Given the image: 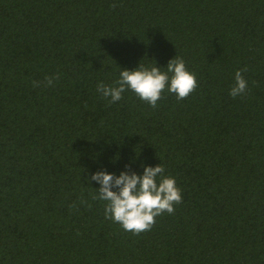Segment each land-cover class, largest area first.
Here are the masks:
<instances>
[{"label":"trees","instance_id":"obj_1","mask_svg":"<svg viewBox=\"0 0 264 264\" xmlns=\"http://www.w3.org/2000/svg\"><path fill=\"white\" fill-rule=\"evenodd\" d=\"M176 56L186 99L97 92ZM160 164L175 213L106 219L90 177ZM0 264H264V0H0Z\"/></svg>","mask_w":264,"mask_h":264},{"label":"clouds","instance_id":"obj_2","mask_svg":"<svg viewBox=\"0 0 264 264\" xmlns=\"http://www.w3.org/2000/svg\"><path fill=\"white\" fill-rule=\"evenodd\" d=\"M116 6L115 3L111 5L112 8ZM165 69L166 71H161L157 65L149 68L142 64L136 70L122 69L119 79L113 85L101 82L97 85V92L112 104L122 100V94L131 90L142 101L156 108L165 91L175 94L178 100H183L198 88L197 74L188 70L183 58L176 56ZM247 71L246 67L236 71L235 84L229 92L233 99L246 94L248 81L243 73ZM59 78V73L46 76L44 83L51 87ZM41 83L32 82L33 87H40ZM142 167V176L126 166L129 171L122 172L119 176L99 171L89 181L100 185L93 199L107 202L105 218L120 224L125 231L134 235L151 231L157 217L165 213L174 214L176 205L182 203V189L177 186L174 176L164 175L165 167L162 164Z\"/></svg>","mask_w":264,"mask_h":264}]
</instances>
